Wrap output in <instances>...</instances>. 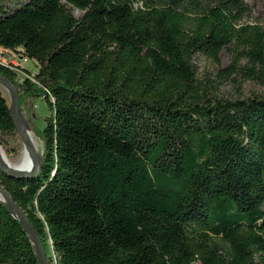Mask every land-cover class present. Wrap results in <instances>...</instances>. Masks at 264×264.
<instances>
[{
	"label": "trees",
	"instance_id": "obj_1",
	"mask_svg": "<svg viewBox=\"0 0 264 264\" xmlns=\"http://www.w3.org/2000/svg\"><path fill=\"white\" fill-rule=\"evenodd\" d=\"M264 15V0H261ZM0 0V46L34 60L49 114L34 175L0 183L48 264H264V19L244 0ZM79 14H75V10ZM257 82L214 96L196 52ZM0 91V145L14 132ZM0 264H39L0 200Z\"/></svg>",
	"mask_w": 264,
	"mask_h": 264
},
{
	"label": "rangeland",
	"instance_id": "obj_2",
	"mask_svg": "<svg viewBox=\"0 0 264 264\" xmlns=\"http://www.w3.org/2000/svg\"><path fill=\"white\" fill-rule=\"evenodd\" d=\"M24 0H2L6 9H11ZM249 6V14L242 18L243 22H252L254 20L263 21L264 15L262 13L261 0H244ZM79 14V10L74 11ZM194 74L195 77L205 84L207 93L214 96H245L251 93H256L261 90L260 85L251 80L242 78L238 71L227 72L225 66L230 63V53L228 50H221L216 59L206 56L203 53L196 52L193 57ZM23 66L26 70L23 73L16 74L17 81L23 79L25 71H34L36 64L31 58L23 60ZM0 91L3 96L9 101V91L5 84L0 82ZM49 114V108L46 101L41 96L32 97L24 101L20 106V117L26 124L29 133L33 135V139L37 153L42 151V140L38 133L45 124V116ZM28 133V134H29ZM8 141V146L13 148L12 152L6 153L4 148L0 145L4 157L11 162H17L21 157L24 143L21 139L20 133L14 132L3 134Z\"/></svg>",
	"mask_w": 264,
	"mask_h": 264
},
{
	"label": "water",
	"instance_id": "obj_3",
	"mask_svg": "<svg viewBox=\"0 0 264 264\" xmlns=\"http://www.w3.org/2000/svg\"><path fill=\"white\" fill-rule=\"evenodd\" d=\"M0 81L4 82L5 85L8 88L9 91V111L12 115L15 129L20 133L21 139L26 145L31 153L33 164L29 168H16V167H10L5 159L3 152L0 149V169L4 172H6L9 175L13 176H27V175H34L39 171L40 163L38 158V153L36 149L33 146L32 140L30 138V135L26 130L22 128L19 124L20 119V107L18 105V87L13 82V80L6 74L0 73ZM0 200L6 204L11 211L15 214V216L22 222V224L26 227L28 232L31 235V238L33 240L37 258L39 261V264H48L46 254L43 250V247L41 245V242L37 236L36 230L34 227L30 224V222L26 219L23 211L20 209V207L12 200L6 189L3 187V185L0 183Z\"/></svg>",
	"mask_w": 264,
	"mask_h": 264
},
{
	"label": "bare ground",
	"instance_id": "obj_4",
	"mask_svg": "<svg viewBox=\"0 0 264 264\" xmlns=\"http://www.w3.org/2000/svg\"><path fill=\"white\" fill-rule=\"evenodd\" d=\"M0 54L5 58H11V60H21V59L25 60L27 58L26 56H24L20 52L19 48L15 49V50H13V49L11 50V49L4 48V47L0 46ZM0 64L4 65L5 67H7L9 70L13 71L16 74L24 72V68L20 65H10L6 62H0ZM25 73H26V71H25ZM24 76L29 77V75H26V74H24ZM30 77H32V76L30 75ZM0 82H2V81H0ZM2 83L5 84L4 82H2ZM19 124H20V126H22V128L24 130H26L29 133V130H28L26 124L24 123V121L21 119V117L19 119ZM29 135H30V138L32 140V143L35 145L34 139L32 137L33 135H31L30 133H29ZM4 159L10 167L29 168L33 164L31 153H30V151L26 145H24L21 157L19 158V160L17 162H11L10 160H7L6 157H4Z\"/></svg>",
	"mask_w": 264,
	"mask_h": 264
},
{
	"label": "built area",
	"instance_id": "obj_5",
	"mask_svg": "<svg viewBox=\"0 0 264 264\" xmlns=\"http://www.w3.org/2000/svg\"><path fill=\"white\" fill-rule=\"evenodd\" d=\"M0 62H6V63H8L10 65H20V66H22L24 68V70H26L25 67L23 66V59H21V60H11V58H5V57H3L0 54ZM26 75L33 76V72L31 74H27V72H26Z\"/></svg>",
	"mask_w": 264,
	"mask_h": 264
}]
</instances>
